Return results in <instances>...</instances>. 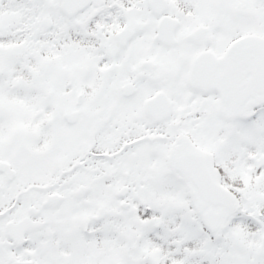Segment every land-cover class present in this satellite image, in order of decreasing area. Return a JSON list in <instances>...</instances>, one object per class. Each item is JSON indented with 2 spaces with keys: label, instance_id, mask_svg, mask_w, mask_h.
<instances>
[{
  "label": "snow or ice",
  "instance_id": "1",
  "mask_svg": "<svg viewBox=\"0 0 264 264\" xmlns=\"http://www.w3.org/2000/svg\"><path fill=\"white\" fill-rule=\"evenodd\" d=\"M0 264H264V0H0Z\"/></svg>",
  "mask_w": 264,
  "mask_h": 264
}]
</instances>
